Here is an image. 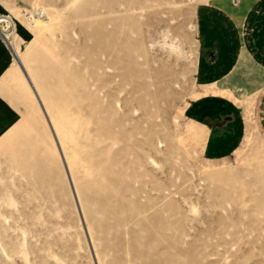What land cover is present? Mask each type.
<instances>
[{"label":"rangeland","instance_id":"374dc122","mask_svg":"<svg viewBox=\"0 0 264 264\" xmlns=\"http://www.w3.org/2000/svg\"><path fill=\"white\" fill-rule=\"evenodd\" d=\"M215 2L0 0L59 141L30 86L0 141V264H264V81L200 82Z\"/></svg>","mask_w":264,"mask_h":264},{"label":"crops","instance_id":"0c3cea01","mask_svg":"<svg viewBox=\"0 0 264 264\" xmlns=\"http://www.w3.org/2000/svg\"><path fill=\"white\" fill-rule=\"evenodd\" d=\"M199 25L200 45L209 62L199 68L201 83L229 90L232 85L264 81V0L211 3L201 8ZM16 31L13 42L10 32L0 26V141L17 132L33 105L23 72L27 68L19 54L33 34L22 27Z\"/></svg>","mask_w":264,"mask_h":264},{"label":"water","instance_id":"95a60500","mask_svg":"<svg viewBox=\"0 0 264 264\" xmlns=\"http://www.w3.org/2000/svg\"><path fill=\"white\" fill-rule=\"evenodd\" d=\"M23 72H24V74H25V76H26V78H27V80H28V82H29V84H30V86H31V88H32V90H33V92H34V94H35V96H36L38 102H39V104L41 105V108H42V110H43V112H44V114H45V116H46V118H47V121H48V123H49V126H50V128H51V131H52V133H53V136H54L56 142H59V141L57 140V136L55 135V132H54L53 126H52V124H51V121H50V119H49V117H48V115H47V112H46V110H45V108H44V106H43V103L41 102V99L39 98V95H38V93H37V91H36V89H35V87H34L32 81H31V79L29 78V76H28V74H27V72H26V70H25L24 68H23ZM58 147H59L60 154H61V157H62V159H63V162H64V164H65L64 156H63V153H62V151H61V146H60L59 143H58ZM65 168H66V170H67L66 165H65ZM67 174H68V178H69L70 185H71V187H72V184H73V183H72V179H71L70 174L68 173V171H67ZM72 189H73V187H72ZM74 196H75V193H74Z\"/></svg>","mask_w":264,"mask_h":264}]
</instances>
